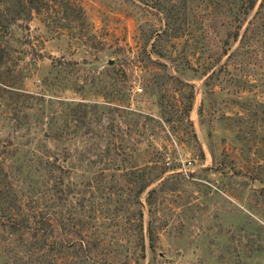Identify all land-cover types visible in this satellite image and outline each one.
<instances>
[{"label": "rangeland", "instance_id": "1", "mask_svg": "<svg viewBox=\"0 0 264 264\" xmlns=\"http://www.w3.org/2000/svg\"><path fill=\"white\" fill-rule=\"evenodd\" d=\"M40 1L0 29V218L47 228L0 264H264V0Z\"/></svg>", "mask_w": 264, "mask_h": 264}, {"label": "trees", "instance_id": "2", "mask_svg": "<svg viewBox=\"0 0 264 264\" xmlns=\"http://www.w3.org/2000/svg\"><path fill=\"white\" fill-rule=\"evenodd\" d=\"M2 2V6H0V29L1 30H4L6 31L8 29V27L10 26V24L18 21V20H21V21H28L31 19L32 16L34 15H39V13H42V10L43 11H46L47 9L44 8L42 2L39 0V2L36 4L34 2V0H0ZM7 1V2H5ZM52 1V0H50ZM56 1V0H55ZM256 0H241L240 4L242 7H244V10H247V9H250L254 6ZM258 4L260 5V2H258ZM53 6L55 10H59L61 13H63V15H67L66 12V9L63 5L65 4H62V3H53ZM56 7V8H55ZM80 7L78 5H76V12L77 14L79 15V11H80ZM70 13H72L70 11ZM81 14V13H80ZM82 15V14H81ZM80 19V17H79ZM19 23V22H18ZM72 26V25H70ZM62 27H68L69 28V25H64ZM240 27V24H234L232 26V28H228L226 30V36L228 37H231V38H236V36L238 35V28ZM226 41V38L224 39V42ZM190 102H188L185 106V112H187L189 109H190ZM55 156H53V160H55L54 158ZM53 160L50 162V165H52L50 168H52V170L54 169H61V166L59 164H54ZM159 174L158 173H154V174H149L146 178V180H144V182L141 184L138 192L146 187L156 176H158ZM154 192V188H149L148 189V195H150L151 193ZM146 196V199L147 201L149 202V198ZM47 215L44 213V214H40V215H36L32 218L33 222L35 225H32L31 224H22L21 225H18V223L16 222L15 219H1L0 218V224L4 226H7L9 227V232L11 233V235H14L15 232H17L18 236H20L21 233H28L30 234L31 236H35L37 241L40 242L38 247L39 246H42L41 243H44L43 241L44 240V235L46 234L45 232V229L47 228ZM26 226V227H25ZM25 227V229H23ZM12 231V232H11ZM148 234H149V237H150V230H148ZM79 245H82V239L79 238L78 242H77ZM28 249V248H27ZM26 249V250H27ZM24 250V253H22L20 256H26V258L28 260H32V253L34 252L35 253V250L34 249H31V250H28V253L25 254V251ZM36 253H37V250H36ZM19 254V253H18ZM41 255H43L42 252H40ZM37 259L35 258L33 261H36ZM22 264H28L27 262H24Z\"/></svg>", "mask_w": 264, "mask_h": 264}]
</instances>
